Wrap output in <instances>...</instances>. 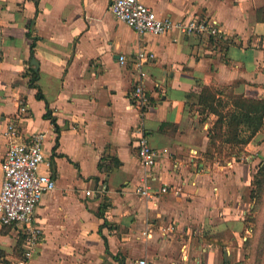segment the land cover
<instances>
[{"label": "crops", "instance_id": "0c3cea01", "mask_svg": "<svg viewBox=\"0 0 264 264\" xmlns=\"http://www.w3.org/2000/svg\"><path fill=\"white\" fill-rule=\"evenodd\" d=\"M140 1L174 22L191 11L210 16L219 34L185 35L177 29L138 34L115 17L109 7L112 0H0V187L10 141L4 132L11 122L27 134H43L46 160L39 170L56 180L35 209L43 239L29 264H82L64 262L54 249L69 243L53 236L70 231L69 224L79 222L77 218L81 236L88 217L92 222L95 217L99 231L102 219L82 202L85 190L95 192L96 183L103 185L100 193L111 202L107 219L130 224L121 238L136 237L143 246L139 258H149L148 264H229L226 259L235 257L239 246L224 234L238 233L243 241L247 236L243 215L249 210L228 214L223 202L237 191L227 183L213 185L204 156L217 116L207 109L200 113L197 96L203 87H212L225 110L231 107L225 89L264 98V0ZM139 49L153 54L143 66L144 88L151 99L144 111L130 99L136 78L132 63ZM120 55L125 56L123 64ZM33 71L38 73L34 84L41 97L29 83ZM138 125L161 152L150 169L141 165L137 154ZM263 127L245 150L264 143L257 142ZM229 163L226 171L232 168L235 182L241 180L240 163ZM144 180L154 187H170L155 201H147L150 208L136 191ZM139 197L144 199L143 212L133 206ZM196 198L213 201L215 207L207 208V214L216 211L219 219L200 234L186 223L192 214L187 205ZM118 207L127 211L120 213ZM132 214L137 219H130ZM25 250L22 229L0 222V264H18ZM224 254L228 257L219 261Z\"/></svg>", "mask_w": 264, "mask_h": 264}, {"label": "built area", "instance_id": "2783aa9c", "mask_svg": "<svg viewBox=\"0 0 264 264\" xmlns=\"http://www.w3.org/2000/svg\"><path fill=\"white\" fill-rule=\"evenodd\" d=\"M110 10L115 17L124 21L138 34H161L179 30L182 34L199 36L219 34L216 20L198 11H191L179 20L172 21L163 18L152 7L140 0H112ZM153 57L151 52L137 50L133 59V69L136 72L130 99L139 111L151 106V99L144 88V65ZM120 63L125 62V56H119ZM24 112L26 109L21 108ZM135 141L137 154L141 165L150 169L158 161L161 152L153 148L148 135L142 126H137ZM10 139L5 156L1 163L3 180L0 187V222L4 225H16L24 233L26 250L18 264H29L31 256L36 252V246L43 239L41 227L36 223L35 209L42 197L56 186V180L50 173L39 170L40 164L46 160L43 151V134H27L18 124L11 122L5 130ZM169 186L154 187L144 180L136 189L146 201H155L160 194L169 191ZM85 194L94 196L95 192L86 189ZM145 233V232H144ZM7 264V263H3ZM135 264H148L145 258H139Z\"/></svg>", "mask_w": 264, "mask_h": 264}, {"label": "rangeland", "instance_id": "374dc122", "mask_svg": "<svg viewBox=\"0 0 264 264\" xmlns=\"http://www.w3.org/2000/svg\"><path fill=\"white\" fill-rule=\"evenodd\" d=\"M224 91H230V90L225 89ZM226 101H229L228 98H226ZM218 107L222 111H225L224 109L225 107L223 105H219ZM212 126L210 127V130L212 129ZM257 139H258L257 140L258 144L262 142L261 140H264V131L261 133L260 138ZM217 143L218 145H221L223 148L221 153H218L217 149L214 150L212 146L208 145L207 150L210 147L211 149L210 154L208 153L206 154L207 152L206 150L204 156L208 165L209 166L211 165L210 170L213 172L211 174L212 181L214 183L213 185H215L218 181L220 182V184L223 183V186L226 187V183H227L229 189L231 188L230 190L237 191L238 193L237 195L234 194L231 197L227 196L226 199L223 198L224 199L223 202L229 208L228 214H232V213L240 214L244 210L246 211L249 210L248 214H246L245 216L243 215V217H245V219H243L244 220L243 224L248 225L246 235L249 241L243 244L242 242L243 240L241 239V236H239L238 233H236L235 236L231 234L232 232L228 231L227 233L224 234V236L232 237L233 238L232 244H235L236 246L238 245L239 250L237 253V249H235V253H236L235 257L226 259V257L228 256L224 254L223 258L222 259L220 258L219 261L221 260L225 261L226 259V261L228 260L229 264H256L257 262L253 260L254 259L253 253H254V247L257 244L256 239L261 231V225L264 222L263 221L264 220V189L261 191L260 199L257 200L256 202H254L250 198L251 197L250 190L254 189V184H252L253 176L257 173L259 167L264 162V143H262V145L260 146H256L252 148V150L249 149L245 150L244 146L242 147L236 144L231 145L229 143H220V142ZM230 149H232L235 152H238L237 155H239V158L237 160L235 156H232L227 153V151H231ZM251 159L254 160V162H251ZM230 161L240 163V166L242 167L241 180H238L236 178V182H235V176L232 174L235 171L230 172L232 168L229 167L230 171L228 172L226 171V169H228L226 168V165L230 164L229 163ZM224 165L225 168L220 169V167ZM227 177H230L229 180L225 179ZM261 177L263 178L264 175ZM98 185L101 186L100 189H98V187H100ZM102 187L103 185L101 183H96L95 186L93 187L95 190V196L91 198L90 196L84 194L85 195L84 200H82L88 212L92 209L94 211L92 215L93 216L95 215L99 219L101 218L102 223H104V219L106 220L107 223L102 225L99 231H95L97 228V224L95 223V217L93 218V222L91 217L90 218L88 217L89 219L88 218L85 219L86 224H85V232L83 236H81L82 234L80 233V225H81L80 218H77L79 219V222L69 224L70 231L61 230L54 232L56 234L55 236H53L54 238L56 237L55 239H58L62 236L63 238L62 241L69 243L68 246L54 249L57 252L56 254H61L60 257H65L64 262H66V259H70L71 263L121 264V262L124 261L122 263L124 264L127 259L126 264H135L136 259L142 256L143 246L141 242L136 239V237L131 238V241H125L124 239L122 240L121 238L123 234H126L130 231L129 229L131 227L130 224H126L123 222L118 224L117 222L114 223L107 219L106 212L107 210H110L111 202L110 200L105 198V196H103L104 194L102 195L100 193ZM105 195L107 194L105 193ZM199 198H196L195 200H193L191 204L187 205L188 210L192 211V214H191V218H189V222L187 220L186 223L188 224L190 222L192 223L191 225H193L192 226L193 229L191 232L195 231L197 232L196 234H200L202 230L209 231L208 226L217 224V221H219L218 216L215 214L216 211L213 212L214 215L212 216L207 214V208L215 207L212 206L213 201H208L203 199L201 200ZM143 200L144 199L137 198V200L133 202V206H135L138 210L142 212L144 211L145 205L146 208H150L149 206H151L150 204L151 202L149 203L146 200H144L145 203L144 205ZM118 208L120 210V213L127 211L125 210V208L122 207H118ZM100 213L102 215H99ZM132 215L133 217L130 219L133 220L137 219L138 217L137 215L134 214ZM85 217H87V214H85ZM262 217L263 220L261 219ZM214 219L215 221H213ZM246 219L248 220L246 221ZM251 229H253V231H251ZM92 231H95L96 233L92 234L91 233ZM76 236H79V238ZM90 241L92 242L91 245L87 243ZM192 250L194 251L195 249L192 247ZM99 257H100V261L98 260ZM60 259L61 258H58V260ZM148 262L149 263L151 262L149 258H148Z\"/></svg>", "mask_w": 264, "mask_h": 264}, {"label": "trees", "instance_id": "16d2710c", "mask_svg": "<svg viewBox=\"0 0 264 264\" xmlns=\"http://www.w3.org/2000/svg\"><path fill=\"white\" fill-rule=\"evenodd\" d=\"M37 77L38 73L33 71L32 78H30L29 83L37 88V96L41 97L40 88L34 84V80L37 79ZM216 94L217 91L214 88L206 86L202 88L197 96L198 111L203 113L205 109H207L209 112H212L217 116L208 135L209 146H212L214 150L217 149L218 153H221L223 148L221 145H218L217 142L229 143L231 145L236 144L243 147L264 125V98L246 97L243 94L225 91L231 107L222 111L218 106H224V103ZM210 150L211 149L209 147L206 154H210ZM230 150L231 151H227V153L235 156L237 160L239 158V155H237L238 152H235L232 149ZM263 175L264 162L252 179L254 189L250 190V198L254 202L260 199L261 191L264 189V177H261ZM99 215L102 214L100 213ZM243 219H245V217H243ZM261 219L263 220V217ZM247 220L248 219H246V221ZM106 223L107 222L104 219V223H102V225ZM245 226L247 228L248 225ZM251 231H253V229H251ZM208 237L215 240L218 239L216 235H208ZM248 241L249 239L246 236L243 244ZM256 241L257 244L254 247L253 260L257 262L256 264H264V222L261 225V231Z\"/></svg>", "mask_w": 264, "mask_h": 264}]
</instances>
